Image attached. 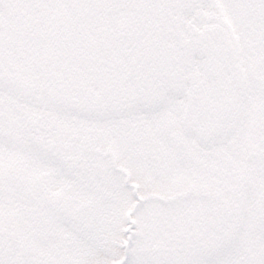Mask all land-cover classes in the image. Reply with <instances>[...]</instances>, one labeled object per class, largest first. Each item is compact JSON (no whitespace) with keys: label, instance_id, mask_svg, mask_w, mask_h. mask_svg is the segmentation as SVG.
I'll list each match as a JSON object with an SVG mask.
<instances>
[{"label":"snow or ice","instance_id":"1","mask_svg":"<svg viewBox=\"0 0 264 264\" xmlns=\"http://www.w3.org/2000/svg\"><path fill=\"white\" fill-rule=\"evenodd\" d=\"M0 264H264V0H0Z\"/></svg>","mask_w":264,"mask_h":264}]
</instances>
